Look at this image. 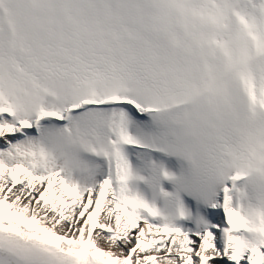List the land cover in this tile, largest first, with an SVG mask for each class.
<instances>
[{
  "label": "snow or ice",
  "instance_id": "1",
  "mask_svg": "<svg viewBox=\"0 0 264 264\" xmlns=\"http://www.w3.org/2000/svg\"><path fill=\"white\" fill-rule=\"evenodd\" d=\"M0 264H264V0H0Z\"/></svg>",
  "mask_w": 264,
  "mask_h": 264
},
{
  "label": "rangeland",
  "instance_id": "2",
  "mask_svg": "<svg viewBox=\"0 0 264 264\" xmlns=\"http://www.w3.org/2000/svg\"><path fill=\"white\" fill-rule=\"evenodd\" d=\"M106 246V245H105Z\"/></svg>",
  "mask_w": 264,
  "mask_h": 264
}]
</instances>
